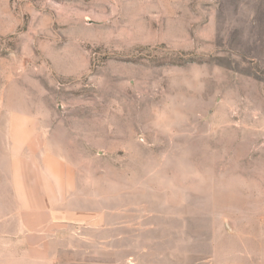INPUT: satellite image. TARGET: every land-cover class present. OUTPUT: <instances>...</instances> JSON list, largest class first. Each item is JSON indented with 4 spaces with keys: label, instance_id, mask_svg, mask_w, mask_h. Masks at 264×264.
Here are the masks:
<instances>
[{
    "label": "rangeland",
    "instance_id": "1",
    "mask_svg": "<svg viewBox=\"0 0 264 264\" xmlns=\"http://www.w3.org/2000/svg\"><path fill=\"white\" fill-rule=\"evenodd\" d=\"M0 264H264V0H0Z\"/></svg>",
    "mask_w": 264,
    "mask_h": 264
},
{
    "label": "crops",
    "instance_id": "2",
    "mask_svg": "<svg viewBox=\"0 0 264 264\" xmlns=\"http://www.w3.org/2000/svg\"><path fill=\"white\" fill-rule=\"evenodd\" d=\"M13 171L15 172L14 173V183H17L18 182V179H19V171H18V167L17 166H15L14 167V169H13ZM18 194H19V191H18ZM45 201H46V199H45ZM41 231V230H40Z\"/></svg>",
    "mask_w": 264,
    "mask_h": 264
}]
</instances>
